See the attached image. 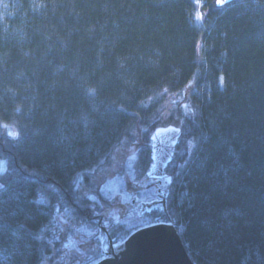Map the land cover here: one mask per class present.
<instances>
[{
	"label": "trees",
	"instance_id": "1",
	"mask_svg": "<svg viewBox=\"0 0 264 264\" xmlns=\"http://www.w3.org/2000/svg\"><path fill=\"white\" fill-rule=\"evenodd\" d=\"M166 125L161 221L193 264H264V0H0V264H44L59 215L90 223L79 177L134 132L143 177Z\"/></svg>",
	"mask_w": 264,
	"mask_h": 264
},
{
	"label": "rangeland",
	"instance_id": "2",
	"mask_svg": "<svg viewBox=\"0 0 264 264\" xmlns=\"http://www.w3.org/2000/svg\"><path fill=\"white\" fill-rule=\"evenodd\" d=\"M174 100L164 104L161 119L165 122L172 115L176 118V113L173 111L176 104ZM142 140L141 133L134 132L131 138L124 141L113 152L106 166L90 173L85 180L79 177L77 181L79 196L88 199L93 215H102L111 225L113 233L129 213L133 195L139 196L142 201L152 198L153 195L150 184L137 175L134 168ZM2 166H0V174L4 171ZM65 218L63 214L57 218L56 225L52 229L56 244L52 245V253L44 264H83L85 262L93 264L100 259L101 257H96L92 260L74 261L77 258L80 259L78 254H82L85 249L91 248L95 243L85 223H70ZM133 222L135 220L124 224L134 227L136 222Z\"/></svg>",
	"mask_w": 264,
	"mask_h": 264
},
{
	"label": "water",
	"instance_id": "3",
	"mask_svg": "<svg viewBox=\"0 0 264 264\" xmlns=\"http://www.w3.org/2000/svg\"><path fill=\"white\" fill-rule=\"evenodd\" d=\"M232 1L215 0V5L220 8ZM181 134V128L174 125L157 127L150 134V163L145 177L153 180L158 201L142 206L153 208L161 204L167 214L166 198L172 179L164 172L174 158ZM108 243L102 258L93 264H193L177 230L170 222H156L140 227L123 240L112 244L109 239Z\"/></svg>",
	"mask_w": 264,
	"mask_h": 264
},
{
	"label": "flooded vegetation",
	"instance_id": "4",
	"mask_svg": "<svg viewBox=\"0 0 264 264\" xmlns=\"http://www.w3.org/2000/svg\"><path fill=\"white\" fill-rule=\"evenodd\" d=\"M164 174H166L164 172ZM143 180L147 181L150 184L151 189L153 190L152 198L147 199L146 201H142L141 198L137 195H133L130 201V211L124 218V223H129L132 220H135V227H143L149 224H153L162 220L161 214L167 216L165 214L164 207L161 204H157L153 208H148L146 206H142V204L158 201L156 196V187L154 185L153 180L147 179L145 175L143 176ZM133 201V202H132ZM167 202V198H166ZM86 218L90 221V223H85L88 230H90L89 234L91 239L94 241V245L91 248L85 249L82 254H78L80 259L77 258L74 261H82L83 259L92 260L96 257H102L103 253L108 248V241L111 240L112 244L117 243L118 240L116 234L113 233L111 225L108 221H105L102 215H92L88 213ZM133 222V223H135ZM77 255V256H78Z\"/></svg>",
	"mask_w": 264,
	"mask_h": 264
},
{
	"label": "snow or ice",
	"instance_id": "5",
	"mask_svg": "<svg viewBox=\"0 0 264 264\" xmlns=\"http://www.w3.org/2000/svg\"><path fill=\"white\" fill-rule=\"evenodd\" d=\"M199 18V17H198Z\"/></svg>",
	"mask_w": 264,
	"mask_h": 264
}]
</instances>
